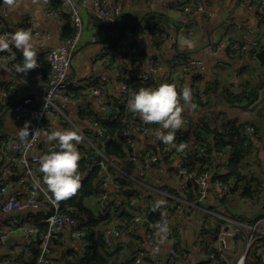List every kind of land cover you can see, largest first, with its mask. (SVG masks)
<instances>
[{"label":"built area","instance_id":"2783aa9c","mask_svg":"<svg viewBox=\"0 0 264 264\" xmlns=\"http://www.w3.org/2000/svg\"><path fill=\"white\" fill-rule=\"evenodd\" d=\"M39 1L47 16L56 17L58 13L64 14L70 24L71 32L63 38L59 46L50 47L46 51L45 62L48 67L46 76L38 63V67L29 70L26 76L16 74L14 66L18 62L7 53L0 54V71L9 77L8 86H0L2 109L0 121L5 115L11 114L18 124V130L27 124L29 131V137L22 140L18 133L6 135L0 128V223L8 220L13 230H17L20 234V239L12 253L19 255L35 247L37 255L34 264H52L51 241L62 233H66L71 241L79 243L81 254L85 251L87 241L80 221L62 212L59 201L53 203L42 179L39 186L36 184L41 177L39 172L41 149H52V144L46 139V133L54 128H71L78 130L83 136L78 145L80 161L84 160L83 167L78 166L81 181L93 171H96L98 176V192L91 197L96 215L104 217L126 208L131 211L129 222H112L104 229L103 244L111 247L114 240L122 236V233L129 236L137 225L143 224L147 249L136 250L129 264H159L158 251L152 250L156 247L153 239L155 225L167 220L170 228L168 240H170L181 230L179 226H176V222H191L192 211L189 208L179 207L174 209L171 217H168L167 205L164 202L156 209L160 212L159 219L152 221L150 219L154 212L152 208L141 209L133 201L124 202L121 199V193L130 190L132 184L140 185L151 169H156L157 182L163 176V166L152 148H159L168 159L176 158L172 169L173 176L182 188L188 185H193L195 188L194 203L189 206L198 207L197 203L206 198L210 189L221 191L228 196L231 192L228 184L212 180L206 171L201 173L188 171L186 168L189 160L188 152L176 149L175 140L170 144L156 140L154 133L158 126L151 124L149 127L129 112L127 101L134 93L132 86L135 83L154 88L161 83L170 82L176 85L178 92L185 85L191 87V101L194 103L197 100V91L186 83L184 78L189 71L203 70L204 62L190 58L182 60L174 56L162 66L156 56L148 51L138 35L124 30L111 48L103 45L99 48L89 62L92 74L79 79L72 75V59L82 41V21L79 10L89 6L93 14L107 25H116L123 18L124 12L119 6H108V3L113 0H79L78 4L73 0H57L59 12L51 8V0ZM10 6L15 8L16 4L12 3ZM259 7L263 11L260 22L264 23V2L259 3ZM167 8L179 10L180 19L177 24L166 21L165 25L160 24L153 29L151 44L156 47L163 42L172 41L175 29L188 34L195 31L197 28L194 24L195 17L206 19L211 16L204 10L203 0H189L187 4L181 5L172 1ZM16 22L13 12L4 3H0V35L7 34L3 28L4 23L12 26ZM28 24L33 39L42 41L48 39V33L38 29L32 17L28 19ZM232 26L237 30L242 29L241 25L233 19L221 20L215 32V38L209 39L204 46L209 56H216L222 50L234 52L237 56L248 51L257 53L264 50V41L259 39L244 43L230 40L227 34ZM161 73L169 78L158 79ZM172 75L177 76L174 82L170 78ZM89 101L92 102L88 103ZM115 105H119L123 112L120 118L121 129L113 134L123 149L122 156L107 154L103 150L104 147L99 145L105 133L102 119L113 114ZM182 116L185 120L182 129H186L190 121L184 112ZM254 133L255 128L251 125H247L242 132L244 145L251 148L249 149L250 158L254 157L251 142ZM138 137L147 139L155 145L141 144ZM84 149L87 150V154L83 153ZM249 200L242 199L245 202ZM28 213L40 215L44 225L43 230L36 225L26 223ZM13 214L17 216L13 217ZM246 220H248L246 217L238 218V225L235 228L217 233V254L209 257L212 264H228L226 254L229 251V239L234 238L239 242L242 237L245 239L244 252L234 264H244L247 252L258 238L257 223L248 225ZM197 224L199 227L195 249L201 252L203 241L201 230L204 219L197 220ZM5 241L6 235L0 231V246ZM168 253L172 260L177 261L180 258L172 247ZM257 260L260 264H264V248L258 251ZM10 264H17L15 256L10 258Z\"/></svg>","mask_w":264,"mask_h":264},{"label":"crops","instance_id":"0c3cea01","mask_svg":"<svg viewBox=\"0 0 264 264\" xmlns=\"http://www.w3.org/2000/svg\"><path fill=\"white\" fill-rule=\"evenodd\" d=\"M73 1L76 4L79 2V0ZM172 1L180 5L189 2V0H162L161 2L154 0L111 1L108 3L109 7L116 5L124 12L123 18L116 25H113L116 29L115 36H113L112 31L104 28L105 24L93 14L89 6L81 8L79 16L82 21V41L72 59V75L79 79L91 75L92 71L89 64L91 57L102 45L106 48L113 46L121 33L119 31L120 26L129 23L134 30H137L134 27L140 25L149 16L153 17V20H150L148 25L141 31L135 32L143 40L148 51L156 56V59L159 60L162 66L169 62L176 54L185 56L188 59H200L204 62L203 70L189 71L184 78L185 82L189 83L197 91L204 106H201L197 100L194 103L191 101V106L183 105L181 101L184 108L183 112L188 116L191 123L198 119L206 109L208 111L214 110L217 114L224 113L226 118L234 119L239 123L252 121L255 126V133L251 138L254 153V157L251 159H255V161L252 162L251 168L255 170L258 183L255 196L252 198L241 197L236 193L228 196L221 191L210 189L206 198L197 203L198 207L189 206V204L194 203L193 194L195 193V188H193V185H188L185 188L180 186L178 180L172 174L176 158L174 160L168 159L157 147L151 148L159 163L163 166L164 174L159 182L156 181V169L153 168L140 185L132 184L130 186L131 189L127 190L130 192L125 196L121 193L120 196L124 202L133 201L141 209H153L155 201L161 199L167 206L169 205V210H166L168 217L172 216L173 209L179 207L189 208L192 211V221L176 222V226L181 228L180 232L168 240V242L159 245L157 254L159 264H212L209 257L217 254V233L235 228L238 225V218L244 217L248 218L246 220L248 221V225L257 223L256 236L258 238L253 247L247 252L244 262V264H251L247 261L253 259V254L257 257L258 251L264 248V111L261 112V116H258L254 111V107L257 104L264 102V64L255 58V53L253 56H250L249 52L248 54L245 53V55L237 56L231 52L228 53L222 50L216 56H209L205 52L204 46L209 39L215 38V32L224 18L233 19L242 27L240 30H237L233 26L229 29L227 36L233 42L244 43L256 39L264 41V29L259 25L263 15L259 3L264 2V0H203L204 10L211 14V16L206 19L195 17L194 24L197 27L195 31L188 34L175 29L172 41L163 42L159 47H156L151 44L153 29L160 25L159 22L163 19L172 24H177L180 19L179 10L167 8V5ZM0 3H4L13 12L17 21L12 26L6 23L3 24L4 31L7 34L13 33L17 29H29L28 19L31 17L38 29L48 33V39L45 41L34 39L37 57L43 56L44 59L46 51L50 47L59 46L63 38L71 32L66 16L62 13H58L56 17L47 16L39 0H0ZM12 3L16 4L15 8L10 6ZM51 8L59 12L57 10V0H51ZM155 24L157 26H154ZM18 63L20 62L18 61ZM238 73L242 79L235 76ZM168 78L169 76H165L163 73L158 75V79L160 80ZM170 78L173 82L177 80V76L175 75H172ZM8 80V75L0 71V86L7 87ZM213 82H217L221 87L218 88L216 94H212L215 97L219 95V100L216 101V98L213 97L214 102L212 103L203 93L206 85ZM244 82H248L249 86L254 89L258 88L254 102L246 104L248 100L246 98L237 103H226L225 98L222 96L223 90L221 88L234 93L240 85L241 87L244 86ZM168 83L170 84V82ZM9 100L12 101L11 98ZM91 102L89 101L88 103ZM223 104L224 108L222 107ZM232 110H236L237 112L235 114L228 112ZM238 114L240 115L238 116ZM0 128L6 135L18 133V124L11 114L3 117ZM182 131L183 129H180L176 132L175 142ZM138 140L141 144L148 143L150 146L155 145V143H150L147 139L138 137ZM175 148L183 149L177 147L176 144ZM183 150L188 152L189 160L186 163L187 165L195 154V150ZM194 157H198V150ZM228 159V152L223 156L214 157L213 161L216 166L206 171L209 173L211 179L214 176L217 177L227 173L226 165ZM244 198L250 200L248 202L242 201ZM85 206L96 213L92 198L85 201ZM123 211L131 214V211L127 208ZM154 212V215L160 216L159 211ZM16 216V214H13V217ZM199 219H204V225L201 230L203 237L201 252H197L195 249V239L199 227L197 220ZM37 220L38 218H29L26 219V223L32 224V222H37ZM0 230L6 235L5 243L0 246V264H10V258L13 256L16 257L17 264H34L36 258L35 247H31L19 255L12 253L20 239V234L17 230H13L8 220L0 223ZM153 239L155 240V235H153ZM125 240H129L134 244L136 250H146L147 241L143 224L137 225L129 236L122 233V236L114 240L112 247L109 248L112 251L119 249L120 253L129 254L130 262L136 250L133 253H129L128 247L124 243ZM244 242L245 239L243 237L239 242L234 238L229 239V251L226 254L228 264L236 263L243 255ZM171 247L180 255L177 261L172 260V257L168 253ZM51 248L52 264H67L80 254L79 243L71 241L66 233H62L54 238L51 241ZM127 257H125V260L119 256V261L127 264Z\"/></svg>","mask_w":264,"mask_h":264},{"label":"trees","instance_id":"16d2710c","mask_svg":"<svg viewBox=\"0 0 264 264\" xmlns=\"http://www.w3.org/2000/svg\"><path fill=\"white\" fill-rule=\"evenodd\" d=\"M154 26H157V24ZM225 51L228 53L230 52L228 50ZM248 52L250 53V56H253V51ZM248 52L246 53L248 54ZM231 53L235 54L234 52ZM175 56L182 60L188 59L180 54H176ZM14 60L17 62L19 61L20 63L22 62V56L19 52H16ZM37 63L42 67L43 73L46 76L48 73V67L45 62V55L44 59L43 56L37 57ZM235 76L242 79L239 73ZM219 87L221 86L217 82L208 83L203 94L212 102V98L215 97V95L212 96V94H216ZM140 88H146V86L141 83H135L132 86L134 93ZM221 90H223L222 96L225 98L226 103H237L247 98L248 100L246 104H249V102H254L258 93V88L254 89L249 86L248 82H244V86L242 87L240 85L238 90H235L234 93L225 88H221ZM215 98L217 101L220 97L218 95ZM197 101L201 106H204L199 94H197ZM113 109V114L111 116L102 119L105 133L99 145L104 147L103 150L107 154L122 156L123 149L113 134L119 132L121 129L120 118L123 115V112L119 105H115ZM1 110L0 107V112ZM254 111L258 116H261V112L264 111V102L257 104L254 107ZM247 125L254 124L252 121L239 123L234 119L226 118L224 113L214 115L213 111H208L206 109L198 119L192 123L190 122L189 127L183 129L181 135L176 138L177 147L195 150V154L186 165L187 170L195 171L197 173L207 171L209 168L216 166L213 161L215 156H223L228 152L229 159L226 165L227 173L217 177L214 176L212 180H218L222 183L228 184L231 194L236 193L241 197H254L257 192L258 183L255 170L251 168V165H253L252 162H254L255 159L249 157V149L251 148L244 145V139L242 138V132ZM197 150L198 157H194L197 154ZM83 153L87 154V150L84 149ZM83 164L84 160L78 162L80 168L83 167ZM119 181L122 180L119 179ZM80 184L81 186L75 194L59 201L62 212L70 214V216L80 221L81 226L85 231V239L87 241L84 253H80L79 256L74 257L67 264H123L124 262L119 261V256L123 259L128 256L127 264H129L130 255L120 253L119 249L114 251L110 250L109 248L112 246L107 247L103 244L102 235L105 227L110 222L115 220L116 222L127 223L131 219V214L121 210L114 214L100 217L85 206V201L98 192V176L96 171H93L85 180L81 181ZM167 210H169V205L167 206ZM154 213L155 212H153L150 217L152 221H155L160 217L159 215H154ZM29 218H38L37 222H32V224L36 225L41 230L44 229L40 215L28 213L26 219ZM252 257L253 259H250L247 262H250L251 264H260L254 254Z\"/></svg>","mask_w":264,"mask_h":264},{"label":"clouds","instance_id":"9594fccd","mask_svg":"<svg viewBox=\"0 0 264 264\" xmlns=\"http://www.w3.org/2000/svg\"><path fill=\"white\" fill-rule=\"evenodd\" d=\"M17 51L22 56V62L14 66L15 73L26 76L29 70L38 67L35 42L30 29H17L13 33L0 35V54L7 53L14 59ZM191 100L192 89L188 85L178 92L175 84L161 83L154 88H140L133 93L127 101V108L145 124L157 125L154 133L156 140L170 144L174 141L176 132L185 125L181 101L183 105L191 106ZM17 132L22 140L29 137L27 124ZM46 139L52 144V150L39 157L41 177L36 184L39 186L42 179L50 198L55 203L72 196L81 186L78 171L81 154L78 145L83 136L76 129L54 128L46 133ZM163 204V200L155 201L153 211ZM155 229L156 247L152 249L154 252L159 251V245L168 242L170 232L168 221L158 222Z\"/></svg>","mask_w":264,"mask_h":264},{"label":"water","instance_id":"95a60500","mask_svg":"<svg viewBox=\"0 0 264 264\" xmlns=\"http://www.w3.org/2000/svg\"><path fill=\"white\" fill-rule=\"evenodd\" d=\"M150 20H153V17H151V16L146 17V18L142 21V23H141L140 25H137V26L134 27V28H136L137 30H134V29L132 28V25H130L129 23H125V24H123V25L120 26L119 31L128 30V31H130L131 33H135V34H136L135 31H141L144 27H146V26L148 25V23H149ZM159 23H160L161 25H165V24H166V20L163 19V20H162L161 22H159ZM104 28H105L106 30L112 31L113 36L116 35V29L114 28L113 25H107V24H105ZM113 38H114V37H113ZM255 58H256L259 62H261V63L264 64V50H261V51L255 53ZM23 120H24V119H23ZM23 120H22V121H23ZM148 126L150 127L151 125H148ZM47 151H50V150H49V149H42L41 152H40V154L42 155L43 153H45V152H47ZM128 192H130V191H124V192H122V195L125 196V195L128 194ZM124 243L127 245L128 250H129V253H133V252L136 250V246H135L134 244H132L129 240H125Z\"/></svg>","mask_w":264,"mask_h":264},{"label":"rangeland","instance_id":"374dc122","mask_svg":"<svg viewBox=\"0 0 264 264\" xmlns=\"http://www.w3.org/2000/svg\"><path fill=\"white\" fill-rule=\"evenodd\" d=\"M259 25H260V27H262V29H264V23L260 22ZM262 29H261V30H262ZM214 72H215V71H214ZM213 102H214V101L212 100V103H213ZM222 107L224 108V104L222 105ZM212 111L214 112V115L217 114L216 111H214V110H212ZM228 112H230V113L232 112V113L235 114L237 111H236V110H232V111H228ZM239 115H240V114H238V116H239ZM1 122H2V120L0 121V124H1ZM251 126H253V127L255 128L254 125H251ZM1 130H2V129H1Z\"/></svg>","mask_w":264,"mask_h":264}]
</instances>
